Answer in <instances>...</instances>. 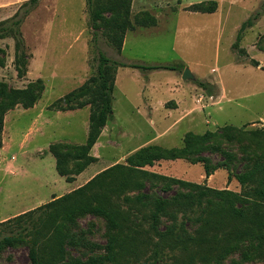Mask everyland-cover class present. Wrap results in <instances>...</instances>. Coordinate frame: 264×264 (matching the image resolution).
<instances>
[{
	"label": "rangeland",
	"instance_id": "rangeland-1",
	"mask_svg": "<svg viewBox=\"0 0 264 264\" xmlns=\"http://www.w3.org/2000/svg\"><path fill=\"white\" fill-rule=\"evenodd\" d=\"M24 1L16 4V10ZM93 1L94 6L97 0ZM210 1L130 0L129 23L125 22L117 50L109 36L112 25L101 22L93 39L85 0H39L19 26L29 55L22 77L14 67L12 29L2 35L0 82L23 88L40 78L44 89L32 107L16 105L4 115L0 132V221L71 191L108 166L125 162L141 146L179 147L188 131H217L224 125L241 131H230L232 138H217L213 149L203 153L211 166L217 165L208 177L202 163L190 158L161 159L145 168L212 188L243 192L235 174L264 166V0H215L216 10L203 12ZM144 13L154 17L153 24L141 21ZM254 14L257 16L252 19ZM248 18L252 23L240 29ZM11 19H3L4 25ZM98 49L116 60L174 65L176 69L116 68L112 112L90 150L95 161L68 182L57 172L47 149L54 142L84 143L90 107L57 112L48 106L96 75ZM252 59L259 64L253 65ZM185 68L193 80L181 78ZM199 82L212 85L211 94ZM158 194L170 196L173 190ZM248 205L253 206L250 201ZM166 223L160 224V229ZM68 225L82 244L67 245V256L81 262L98 258L100 264H115L106 257L110 233L102 217L81 215ZM186 226L192 233L193 227L189 223ZM163 255L158 264L173 261L169 250ZM147 257L148 253L132 264H151ZM178 257L185 260L183 254ZM0 264H29L27 248H6L0 254ZM195 264L264 261L256 256L255 244L244 241L221 256Z\"/></svg>",
	"mask_w": 264,
	"mask_h": 264
},
{
	"label": "trees",
	"instance_id": "trees-1",
	"mask_svg": "<svg viewBox=\"0 0 264 264\" xmlns=\"http://www.w3.org/2000/svg\"><path fill=\"white\" fill-rule=\"evenodd\" d=\"M39 0H26L11 16L8 24L0 21V38L12 29L14 38V67L17 76L26 72L29 55L26 53L19 26ZM89 7V18L94 30L93 39L100 23L110 27L109 34L117 50L120 49L130 0H85ZM203 12H214L215 0ZM108 12V17L104 14ZM254 14L253 18H256ZM142 22L154 23L148 13ZM248 18L240 27L250 25ZM95 35V36H94ZM96 75L90 76L78 87L54 100L49 109L56 111L74 110L89 105L88 130L84 143L69 144L54 142L48 152L55 159L57 172L71 182L89 164L95 161L90 153L96 143L111 109L114 72L117 67L129 66L142 71L152 69H176L174 65H145L125 62L108 57L97 51ZM252 64L259 62L252 59ZM1 65V63H0ZM211 94L212 85L199 82ZM44 89L42 79L30 81L23 88L8 87L0 82V132L4 115L16 105L27 109L40 98ZM242 126L241 128H243ZM237 129V130H236ZM240 128L224 125L217 131L203 133L188 131L179 147L165 148L156 144L141 146L130 153L123 163H115L97 172L82 185L53 197L31 210L0 221V254L6 248L24 245L29 264H100L98 258L79 261L67 256L66 246L82 244V240L69 228L71 222L81 215L100 216L106 222L109 239L106 245L107 259L115 264H132L148 253L151 264H158L167 249L173 261L170 264L204 263L211 256H221L238 243H254L256 256L264 261V166H254L235 174L243 188L242 193L217 189L166 176L146 169L161 159L190 158L201 162L204 175L208 177L216 166H211L203 155L213 149L217 138H232L230 131ZM255 139L257 136L254 137ZM228 175V180H230ZM160 196L159 192H169ZM253 204L249 207L248 202ZM236 203L239 206L236 207ZM180 220V221H179ZM164 224L160 229V224ZM190 224L192 233L187 229ZM145 224V226H144ZM178 254L185 255V260Z\"/></svg>",
	"mask_w": 264,
	"mask_h": 264
},
{
	"label": "crops",
	"instance_id": "crops-1",
	"mask_svg": "<svg viewBox=\"0 0 264 264\" xmlns=\"http://www.w3.org/2000/svg\"><path fill=\"white\" fill-rule=\"evenodd\" d=\"M19 2H20V0H0V20L6 19L7 17H11L14 14V12L18 6L16 4ZM130 62H132V61H130ZM134 69H136V68H134ZM57 112H61V111H57ZM95 145H96V143L94 144V146ZM77 176H75V179ZM88 177L89 176H87L85 179H87ZM74 188H76V187H74Z\"/></svg>",
	"mask_w": 264,
	"mask_h": 264
},
{
	"label": "water",
	"instance_id": "water-1",
	"mask_svg": "<svg viewBox=\"0 0 264 264\" xmlns=\"http://www.w3.org/2000/svg\"><path fill=\"white\" fill-rule=\"evenodd\" d=\"M181 78L193 80L195 77L193 76V74L191 73V71L188 68H185L182 72Z\"/></svg>",
	"mask_w": 264,
	"mask_h": 264
}]
</instances>
